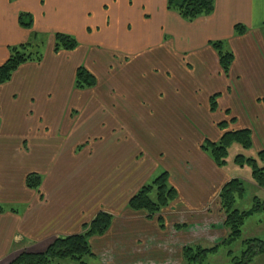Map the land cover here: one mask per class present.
I'll list each match as a JSON object with an SVG mask.
<instances>
[{
  "label": "crops",
  "instance_id": "1",
  "mask_svg": "<svg viewBox=\"0 0 264 264\" xmlns=\"http://www.w3.org/2000/svg\"><path fill=\"white\" fill-rule=\"evenodd\" d=\"M213 1L209 15L186 21L167 8V0H0V65L11 46L27 42L34 33L44 36L41 59L20 64L0 83V264H9L23 250L40 252L56 237L80 232L102 210L113 218L103 235L89 239L97 258L120 264V258L134 257L129 264H136L146 256L165 257L171 253L145 249L138 242L151 243L152 235H162L180 219L188 228L186 215H180L208 210L233 178L200 148L203 140L220 138L218 123L228 121L231 130L249 129L252 145L246 150H264V0ZM23 12L32 16L31 28L19 24ZM239 23L247 27L243 34L234 29ZM55 33L70 35L77 46L55 51ZM211 41L228 43L223 47L233 60L226 74ZM80 66L95 76L93 86L75 87ZM170 72L172 78L166 77ZM130 80L136 87L130 88ZM191 88L197 92L195 100ZM215 94L212 111L209 100ZM141 97L148 109L138 106ZM148 112L175 129L174 136L181 132L172 164L165 168L177 197L161 211L164 230L156 217L148 219L144 211L127 207L156 170L157 160L137 161L142 151L134 133L110 134L99 142L104 134L91 133L102 126L122 132L132 127L117 120L134 124L141 114L147 119ZM143 118L139 122L148 132ZM148 125L153 126L150 120ZM199 128L203 131L197 132ZM184 131L197 132L192 149L183 144L188 137ZM87 139L90 147L83 145L89 144ZM169 148L161 146L158 154ZM9 158L18 159V165L30 158L39 164L20 169L14 181L9 178L14 170L9 176L5 169ZM29 173L40 175L38 189L26 186ZM1 202L18 203L19 208ZM207 214L205 220H211ZM184 233L177 237L190 240V233Z\"/></svg>",
  "mask_w": 264,
  "mask_h": 264
},
{
  "label": "trees",
  "instance_id": "2",
  "mask_svg": "<svg viewBox=\"0 0 264 264\" xmlns=\"http://www.w3.org/2000/svg\"><path fill=\"white\" fill-rule=\"evenodd\" d=\"M213 0H167V8L176 11L181 18L186 21L209 15L213 11ZM18 22L25 28H31L32 16L29 13H20ZM238 34H243L246 27L242 24L234 26ZM40 36V38H39ZM44 36L34 33L31 38L19 45L9 48L8 58L0 65V83H4L11 78L12 73L20 64L27 61H39L41 59L42 45ZM38 43V45L33 44ZM54 50L60 49L72 50L77 46L76 40L68 34H54ZM211 46L216 50L219 65L223 73H227L233 54L223 47L222 41H211ZM95 76L85 67L80 66L75 73V87L84 89L95 84ZM217 94L210 97V109H216ZM230 122H234L232 118ZM229 122L222 121L218 123V127L223 130L217 141L206 140L201 144L202 151L209 154L215 165L223 167L226 165V157L229 148L233 143L239 144L244 149L251 147V133L247 128L228 129ZM235 163L239 166L244 164L251 168V179L258 186L264 187V150L257 152L255 158L244 157L240 154L235 157ZM25 184L30 189H38L41 184V177L37 173H29L25 177ZM245 193V185L239 178H231L226 181L218 192L220 206L225 214L224 225L228 229L227 236L219 244L204 247L200 244H189L182 249V264H206L208 255L215 254L219 247L227 245L240 237L242 227L248 217L255 212L264 209V201H260L257 197L253 198V205L247 209H239L235 206L236 197L242 198ZM177 197V191L169 183V174L163 171L155 177L152 182L141 186L135 194H133L128 202L127 207L133 211H144L148 219L157 218V222L161 228L164 227V220L161 211L166 208ZM112 214L107 211H99L89 222L82 225V230L75 234L56 237L45 250L40 252L23 251L13 258L9 264H62L55 263V260L70 259L76 264H89L86 258L92 259L95 254L89 243L92 236L103 235L110 227L112 222ZM185 224H177L175 228L181 229ZM256 243V246H254ZM246 250L243 251L241 257L235 260L233 264H250L255 257L264 254V240L251 239L247 243Z\"/></svg>",
  "mask_w": 264,
  "mask_h": 264
},
{
  "label": "rangeland",
  "instance_id": "3",
  "mask_svg": "<svg viewBox=\"0 0 264 264\" xmlns=\"http://www.w3.org/2000/svg\"><path fill=\"white\" fill-rule=\"evenodd\" d=\"M242 25L246 26L245 24H242ZM223 43L225 47L227 48L228 43L226 41H224ZM33 44L38 45V43H34V40H33ZM115 59H116L115 56H111V60H115ZM195 67L197 66L193 64L192 69L194 70ZM152 73L157 76L162 77L161 71L152 70ZM141 77H144V75L142 74ZM166 77L172 78L171 72H170V75L169 76L167 75ZM168 82H172V81L169 80ZM130 83H131L130 88L136 87L135 82H132V80H130ZM145 85H147V82L146 83L140 82V86H145ZM190 93L193 94L194 96L193 99L194 98L196 99L197 92L196 91L194 92V90L191 88ZM140 99L141 100L138 103V106L143 109L145 108L148 109V103L146 102V100L142 99V97ZM148 100H152V99L148 98ZM185 107H186V103L184 104V108ZM200 107H202V105ZM219 114H223V113L218 111L217 115ZM140 116H141L140 119L137 118L136 119L137 121H133L134 124L130 122L131 119L129 120L125 118V122L117 120L118 125L126 124L127 126L132 127L122 132H120V129L117 132V129L115 128L112 131H108L102 126L94 131H91V133L98 134V135L104 134L102 135V139L98 138L96 140L98 142L100 140L110 139L111 138L109 137L110 134L115 135L113 137H118V136L124 137V136H128V133L130 134L134 133L135 135L134 134L133 135L134 137H136L135 143L137 144V147L140 148V151H142L141 154H139L138 156L139 160L137 159V161L143 162L145 160L147 161L152 160V159L157 160L156 162L158 166L156 170H154L152 174H150L146 182V183H150L153 181L155 177H157L163 171H165L166 166H168L169 164H172V159L175 153V144L180 143L181 139L179 137V133L181 132H179L177 135L174 136L172 132H174L175 129L167 128V126L164 123H162L161 120L158 121V119L155 118L156 114L154 112H148V114H146L147 119H145V117L142 114ZM157 117L159 118V113L157 114ZM141 118H143L142 121L147 120L148 123H149V120L151 121V124L153 126H150L147 123V126L151 128L148 130V132L143 127H141V124L139 122ZM79 129L81 130L85 128L80 125ZM228 129H230V126L225 128L224 131ZM198 131L202 132L203 129L199 128L197 129V132ZM197 132H192L189 134L186 131H184V133L188 135L187 138L185 137L186 141L183 143L184 146L188 145L190 149L194 147L192 142L197 139L198 135H196V137L193 135H195ZM170 136H171V139L170 140L167 139ZM119 139H125V138H119ZM87 140L89 144L84 143L83 145H87L88 147H90L92 144V141L90 142L89 139ZM206 140H209V139L203 140L201 144L206 142ZM111 143H112V139L109 141V144ZM83 145L77 146V149L78 150L82 149ZM164 145H167L170 148L167 150V153H163L162 155H159L158 153L162 149H164L163 147L161 149V146H164ZM107 148L108 146L105 145L104 149L106 150ZM188 152H190V150H188ZM240 154L244 155V157L246 158L247 157L255 158L257 153L254 149L247 151L246 149L242 148L240 145L233 144L228 151V156L226 157V165L223 166V170L226 173H228L230 176H232L233 178H239L241 181H243L245 185V193L242 198L236 197V200H235L236 203L234 202V204L239 209L247 210L253 205L254 197H257L260 201H264V187L261 188V187H257L256 185H253L254 183L251 179V168L248 165L244 164V166H239L237 163H235L234 161L235 157ZM160 158L163 161L162 163L158 161V159ZM140 160H143V161H140ZM18 161H19L18 159L9 158L5 165V169L7 170L9 176L12 174V170H14L13 174L9 177L13 179L14 181H16L15 179H17V177L19 178V176L17 175V172L20 169L22 168L28 169L30 166L36 167V165L39 164L37 159H34V158L24 159L23 161L19 162L20 163L19 165L17 164ZM16 166H18L17 171H15ZM1 205L5 207L9 205V206H12L13 208H19L18 203L1 202ZM209 207L210 208L208 210L207 209L200 210L198 212V215L195 210H193L190 213L185 211L184 212L185 214L184 213L181 214L180 217L186 215L185 218L189 220L188 228H186L187 225H185L186 229L184 231H179L180 229L178 230L177 228H175L174 224H169L167 231L163 233L162 235H160V236L166 235L167 238H168V235H171L169 239H167L166 241L160 240L159 235L158 236L152 235L150 239L151 243H149V241L138 242L139 244H141V247L145 249L148 247H152L155 251L164 252L165 250H167L171 254H168L165 257H161V256L142 257L141 260H138L136 262V264H139V263L140 264L142 263L144 264H182V260L179 257V250L181 248L183 249L184 246L189 245V244H200L204 247H209V246L221 243V241L227 236L228 229L224 225L225 214L220 206V201H219L218 196L216 197L215 201L212 204L210 203ZM206 211L207 213L210 214V217H212L211 220H205L207 219L205 218V216L207 217L208 215ZM182 220L183 219L179 220L180 224H183L181 222ZM162 230H164V227L162 228ZM183 232H186L184 234L190 233L191 235L188 234L190 237L189 239L196 240V241L189 242L190 240L185 238L184 239L185 242H183L182 237L180 239L177 237V236L183 235ZM254 238L264 240V209L258 212H255L250 217H248L242 227V232H241L240 237H238L237 239H235L234 241H232L231 243L227 245L219 247V250L215 254L208 255L205 260L206 264H233L235 260H238L241 257L243 251L246 250V247H247L246 243ZM254 246H256V243H254ZM176 247L179 248L178 255H176L175 253ZM23 251H26V250H23ZM98 258L100 260H98ZM98 258L95 256L92 259L86 258V260L89 264H108V261L102 260L101 256H98ZM120 261H121L120 264H129V262L133 263L134 257L120 258ZM54 262L62 263V264H76L74 261L70 259H64V260L57 259ZM250 264H264V254L255 257L254 261Z\"/></svg>",
  "mask_w": 264,
  "mask_h": 264
}]
</instances>
